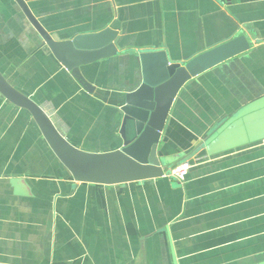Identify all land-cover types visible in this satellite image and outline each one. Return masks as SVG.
Here are the masks:
<instances>
[{
    "label": "crops",
    "instance_id": "0c3cea01",
    "mask_svg": "<svg viewBox=\"0 0 264 264\" xmlns=\"http://www.w3.org/2000/svg\"><path fill=\"white\" fill-rule=\"evenodd\" d=\"M56 40L117 31L115 56L79 68L84 90L0 0V72L81 150L121 145L115 96L138 53L184 62L245 34L250 48L189 79L158 144L186 175L75 182L33 118L0 95V264H264V0H24ZM223 128L221 131L219 129Z\"/></svg>",
    "mask_w": 264,
    "mask_h": 264
},
{
    "label": "water",
    "instance_id": "95a60500",
    "mask_svg": "<svg viewBox=\"0 0 264 264\" xmlns=\"http://www.w3.org/2000/svg\"><path fill=\"white\" fill-rule=\"evenodd\" d=\"M39 35L44 50L67 70L79 85L91 93L94 88L79 68L113 57L117 31L107 26L96 32L56 40L36 19L24 0H12ZM251 40L240 34L205 50L184 62H170L164 50L141 51L137 57L141 81L130 91L115 96L121 113V145L105 152H88L69 142L51 114L0 72V95L29 112L42 137L75 182L122 184L162 176L185 157L174 159L158 154L166 118L180 88L192 77L250 48ZM94 92V91H93ZM223 128L219 129L221 131Z\"/></svg>",
    "mask_w": 264,
    "mask_h": 264
},
{
    "label": "built area",
    "instance_id": "2783aa9c",
    "mask_svg": "<svg viewBox=\"0 0 264 264\" xmlns=\"http://www.w3.org/2000/svg\"><path fill=\"white\" fill-rule=\"evenodd\" d=\"M188 167H189L188 163H182L180 166L172 170L171 175L176 177L178 180H183L186 175Z\"/></svg>",
    "mask_w": 264,
    "mask_h": 264
}]
</instances>
